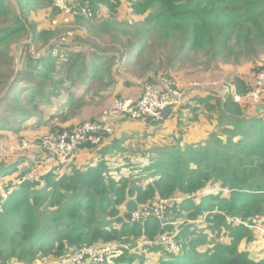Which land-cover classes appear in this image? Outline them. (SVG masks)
Here are the masks:
<instances>
[{
	"label": "trees",
	"instance_id": "16d2710c",
	"mask_svg": "<svg viewBox=\"0 0 264 264\" xmlns=\"http://www.w3.org/2000/svg\"><path fill=\"white\" fill-rule=\"evenodd\" d=\"M76 4L75 8L66 3L76 12L66 15L56 0H0V96L12 82L0 99V131L17 133L30 119H36L34 130L42 128L52 109L79 110L95 101L93 95L105 98L120 81L131 87L121 68H140V73H132L137 78L151 73L172 79L179 66L217 67L223 60L233 64L234 77L224 83L231 93L246 95L253 89V83L246 85L236 70L258 66L263 59L264 0H77ZM122 9L141 20L119 19ZM47 10L48 18L37 22ZM65 16L69 19L65 24L72 20L75 28L79 24L83 41L74 34L68 45L58 44L66 31H54L52 24ZM123 39L126 50L119 46ZM27 40L31 44L23 45ZM31 46L41 57L30 52ZM157 52L158 59L167 62L169 71L164 75L154 64ZM252 69L256 77L264 67ZM213 95L196 103L206 107L218 128L195 145L178 144L157 152L148 157V166L140 162L144 154L139 162L107 161L115 150L127 151L124 140L118 139L109 146L105 142L81 146L79 151L96 155L82 169L73 159L39 172L33 180L28 179L33 161L1 162L0 264L58 260L84 249L130 245L141 238L155 243L175 236L174 223L181 218L187 225L172 240L175 250L169 252L164 239L142 250L163 253L160 264H264L240 250L244 240L253 242L249 226L264 215V114L248 117L249 104L235 103L232 94L224 102L216 91ZM172 109L160 121H125L159 126ZM50 131L55 133V128ZM25 163L28 167L22 170ZM13 176L15 180H10ZM208 185L215 186L209 190ZM166 199L175 200L166 211L168 224L163 226L156 217L129 221L139 207ZM202 218L213 235L226 229L230 242L217 239L211 247V235L194 226ZM201 247L207 248L201 251ZM146 252L139 255L120 248L118 256L104 255L102 264H145ZM84 259L82 264H89Z\"/></svg>",
	"mask_w": 264,
	"mask_h": 264
},
{
	"label": "rangeland",
	"instance_id": "374dc122",
	"mask_svg": "<svg viewBox=\"0 0 264 264\" xmlns=\"http://www.w3.org/2000/svg\"><path fill=\"white\" fill-rule=\"evenodd\" d=\"M60 1L64 5H66V3H69L70 7H75V8L78 7L77 4H76L77 0H60ZM56 5H57V2H56ZM48 12L49 11L47 10V11H44L43 13H41L40 16L36 19L37 22L42 23L43 20L45 21L46 18H48ZM119 19H127V20H130L131 22H138V21L141 20V18L132 17L130 15V13H128L125 9L121 10V14H120ZM55 21H60V17L57 18V19L55 18L54 22ZM72 23H73V20L70 21L68 24H62V23H58L57 25L52 24V28H53L54 31H56L58 29L59 30L60 29L65 30L66 33L69 32V31H74L75 35H79V34L83 33V31L78 28L79 24L76 23V25H77L76 27L77 28H75L72 25ZM85 39L88 40L89 38L86 37ZM78 40L79 41L80 40L83 41V38L81 37V35H79ZM30 44H31V40H27L26 42L23 43V45H30ZM125 44H126V41H125V39H123L122 43L119 45L122 48V50H126L127 49ZM20 49H19V51H20ZM31 49H32V46L30 47V52H31ZM156 50H158V49H156ZM19 51L17 53H19ZM32 52H34L33 49H32ZM89 54L90 53H88V55ZM159 56H160V53L157 52L156 53V61L154 62V64H155V66H157V70L161 71L162 74L164 75L167 71H169V69H168L167 64H166L167 62L160 61L158 59ZM199 57H201L204 61H206V59L202 55H199ZM161 64H163V66H161ZM232 65H233L232 63H224L223 60H221L219 62V65L217 67H209L208 65H205V64H200L199 67H196V66L187 64V65H184V66L177 67L175 69V71L170 76L171 77L175 76L172 79H174L173 81L179 87L183 85V82L181 81V79L182 80L187 79L188 82H189L188 83V87L192 85V86H195L197 88H203V85L207 84V85L211 86V88L216 86L217 90L220 91V90L223 89V87H222L223 84L226 81L227 82L228 81L231 82L233 77H234L233 73H232L234 71V69H232V70L229 69L231 71L228 70V72L225 71L224 73H222L226 66H232ZM253 67L255 69H258L260 67H264V55H263V59H261V61H259V65L258 66H254L253 65ZM253 67L251 65L250 66H243L240 69V72H244L245 71L244 73H239V69L236 70V72L238 74L242 75L246 85H250L249 82H251L253 80V78H254V72L255 71L252 69ZM126 69L127 68H121V73L120 74L128 77L130 79V82L131 83L135 82L136 85L141 82L140 88H141V86H143V83H146L149 80V78L151 76H153L151 73H147L144 76H140V77H143V78H137V76L134 77L132 75V73H135L137 71L140 73V70H139L140 68H138L136 70H132V71H127ZM219 70H221V71H219ZM15 71L16 72L19 71V67L17 65L15 66ZM210 71H212V72H216L217 71V74H216L217 76H212V75L209 76L208 72H210ZM177 74H179V75L177 76ZM14 76H15V74H14ZM205 79H215V81H210V80H205ZM11 83H10V85H11ZM10 85L4 90V92L0 96V99L3 97V95L5 94L6 90H8ZM109 99L110 98H108L104 102H95V101H93L87 107H85L83 109H80V110H72L71 107H66L65 109H62V110H59V111L56 110V109H52L47 114L48 124L45 125L44 127H42V125H41L42 129H46L47 132L46 133L42 132L41 134H43V136H44V134L48 135L47 133H49L51 128H55V133H51V131H50L49 134L60 133V132H63V131H66V130H69L70 128H72L71 125L77 124V123H79L81 121H84V120H89L91 118L94 119V117L96 118L98 116L97 113L100 110V108L103 105L107 104ZM249 108H250V106H249ZM69 126H71V127H69ZM131 131H133V130L129 131V130H126V128L121 129L118 132V138H121V137L125 136L126 140H128V141H130V140L131 141L138 140V136H136V134L131 135L132 133H134V132H131ZM19 137L20 138H27L29 140H32V139L34 140V139L39 138V137H33V136H29V135H27V137H22V136H19ZM0 140L4 141V142H8L9 138L6 137V136L0 135ZM128 144L129 143L127 142V144L125 145L126 149H127V151L125 153H122V154L121 153H117V151L115 150V152H114L115 156L114 157H110L109 155L106 156L107 161L120 163L121 165L127 163L128 159L131 162H139L140 158H141V155L144 154L143 155L144 160L141 161L143 163V166H144V165H147L149 163L147 161L148 157L155 156V154L157 152L167 151L169 149L167 147H163V145H157V144H155V146L152 148L149 145L148 142H146L145 145H140V144H138L137 141H134L132 144H129V145ZM132 147L136 151H141L140 155H134L132 152H129L128 148L130 149ZM139 156H140V158H138ZM92 160L93 159L84 160L82 162L83 165L80 167V169L84 168V166L88 162H90ZM15 161L16 160H14V159H9V160L3 161V162L9 164V163H13ZM29 161H31V160L29 159ZM35 167H36V165H35ZM123 172H130V171H123ZM214 186L215 185H208V189L211 190L212 188H214ZM0 190L2 191L1 186H0ZM217 194H219V193H217ZM227 195H229V194H227ZM198 198H200V197H198ZM165 212L166 211H164V213ZM167 214L168 213L166 212L165 215H164V219H163V216H162L161 219H159V221L161 223H164L163 226L165 224H168ZM205 216H208L207 213H205ZM181 219L182 220L174 223V228H175L176 234H175V236H173L171 238L162 237L158 241H156L155 243L147 242L146 240H143L142 238L138 239V240H131L130 242H133V244H130V245L129 244L121 245V244H113V243H111V244H108V245L104 246L105 248L103 247L102 249L100 248L99 250L91 249L92 251H90V253L88 254L89 257H88V260L86 262L89 263V264H102L104 255L108 254V259H111L112 256H114V255L118 256L120 253L119 254H116V253L120 250V248H123V249H125V250H127V251H129L131 253H134V252L137 253V251H138L137 254L141 255V254H144L146 252L145 250H142V248L144 246H152L153 244H158V243L162 242L161 239H164V238H166V239H164V241L167 243V245H169L168 247H170V248L168 250H169V252H171L172 250L176 249V247L173 246V241L172 240H174V238L178 235L179 231H181V227H184V226L187 225V224H185V220L183 218H181ZM204 219L203 218L201 220L198 219L199 221L195 222L194 226H196L197 228H200L204 233H207L208 236L211 235V241H209V242H211V245H210L211 247L215 246L214 242L217 239L220 242H222V243L230 242L231 237H230L229 232L226 229L223 230V232L219 236L213 235L206 229V224L204 222ZM228 222L232 223L233 220L229 219ZM234 224H239V221L234 222ZM196 227H192L191 226V228H196ZM249 228L251 229V232L253 234L254 240L251 243H248V242H246V240H244L240 244V250L249 253L250 256L254 260H264V215L261 216V217H258L257 219H255L254 220V224L249 226ZM202 231H200V232H202ZM171 244H172V246H171ZM206 248L207 247H201L200 250L203 251ZM113 252H115V253H113ZM79 253L80 252H77V253H75V255L77 256ZM112 254H114V255H112ZM163 256H164L163 253L159 254L158 256L154 255L153 253H150V254L147 253V258H145V264H160V261L163 260ZM74 257H70L69 256L67 258H63V259L61 258V259H58V260H56V259H47V260H45V262L38 261L35 264H57L59 261H60L59 264H75L73 262ZM13 264H20V263L14 262Z\"/></svg>",
	"mask_w": 264,
	"mask_h": 264
},
{
	"label": "built area",
	"instance_id": "2783aa9c",
	"mask_svg": "<svg viewBox=\"0 0 264 264\" xmlns=\"http://www.w3.org/2000/svg\"><path fill=\"white\" fill-rule=\"evenodd\" d=\"M56 2L57 6L66 15L76 14V12L72 13V10L67 8L60 0H56ZM83 14L87 15V12L84 11ZM68 21V17L65 16L62 20L53 22V24H65ZM74 34V31L65 33L59 39L58 44L68 45ZM33 53L38 58L42 55L40 52ZM54 53L58 54L59 51L55 50ZM61 56L63 57V54ZM173 80L164 76H151L150 81L148 80L146 83H143V92L139 98H117L110 106L104 108L96 118L74 125L69 130L56 134H48L34 140L26 138L17 139L14 142L0 140V162L26 157L37 159V156L42 154L49 157L48 160L50 162L67 164L75 158L81 146L101 145L107 137L114 133L115 128L126 119L134 121L153 119L160 121L163 119V113L167 109L181 107L186 104V91L177 86ZM222 87V90H216V92L223 99L226 92L225 89H228V87L224 84ZM189 88L197 87L191 85ZM230 94L233 95L234 102L238 104H249L253 108L259 104H264V69L254 77L252 91L246 95H239L235 90H233V93L229 90ZM39 172V167H35L28 175V179L33 180ZM174 203L175 200L166 199L160 200L157 205L151 207H139L131 212L129 221L131 223H138L150 217H156L159 220L162 216L164 219L166 213L164 211L169 210L170 205H174ZM173 246L175 247L174 244ZM90 251L92 250H82L74 257L73 262L82 264L85 256L86 259L89 257Z\"/></svg>",
	"mask_w": 264,
	"mask_h": 264
},
{
	"label": "crops",
	"instance_id": "0c3cea01",
	"mask_svg": "<svg viewBox=\"0 0 264 264\" xmlns=\"http://www.w3.org/2000/svg\"><path fill=\"white\" fill-rule=\"evenodd\" d=\"M229 69L232 70L233 67L232 66H226L224 68V70L226 72H228ZM240 69H239V73L245 72V71L240 72ZM231 70H229V71H231ZM216 74H217V71L216 72H212V71L208 72L209 76L210 75L217 76ZM178 75L179 74H177V76ZM126 79L130 82V79L128 77H126ZM205 80L215 81V79H205ZM181 81L183 82V85L180 86V88L182 90H185L186 94H187L186 104L181 106V107L173 108L172 111H170L168 118L166 119V121L162 125L150 126L147 124V122H126L125 121V122L119 124L115 128L114 133L105 140L104 145L109 146V144L111 145V142L118 139V140H124L123 141L124 146L127 144V142L129 144H132L134 141H137L138 144H140V145H145L146 142H148L152 148L155 146V144L163 145V147L171 148V147L177 146L178 144L183 146V147H186V146L195 145L201 141H205L210 136V134L213 133L214 130H216V128H218V123L216 120H214L215 118L210 119L206 107L202 104L196 103V101H197V99H205V98L209 97L210 95H213V92H215L217 90V87L214 86L211 88V86L204 84L203 88H189L188 87L189 82L187 79H185V80L181 79ZM252 83H253V80L251 82H249V84H252ZM131 85H132L131 87H128V86L124 85L123 82L120 81L111 90V92L106 91L107 93L104 94L105 98H101V97H99V95H93L95 98V102H104L108 98H110L109 101L107 102V104L103 105L100 108L97 115L104 108L110 106L114 102V100L117 98L128 97V98H132V99H137L138 97H140L141 92H142V86L140 88L141 82L138 83L137 85L135 84V82H133ZM91 103H89V104H91ZM89 104L85 105L83 108L87 107ZM193 106H194V108L192 109ZM83 108H81V109H83ZM245 114L248 117L260 116V115H257L255 107L252 108L251 106L249 109L246 110ZM193 118H195L194 121H192ZM89 120H92V118ZM35 121H36V119H30L29 121H27L26 125L22 124V127L20 128V130L17 133L13 132V131H9V132L0 131V135L8 137L9 141H12V142L16 141L17 139H20L19 136L27 137V135H29V136H33V137H42L43 134H41V133L42 132L46 133L47 130L42 129L40 127H36V129L34 130L31 125H34ZM84 121H88V120H84ZM84 121H81L79 123H82ZM79 123H77V124H79ZM77 124H74V125H77ZM74 125H71V126H74ZM71 126H69V127H71ZM124 128H126V130H129V131L133 130L131 132H134V133H132L131 135L136 134V136H138V140L128 141V140H126L125 136L118 138V132ZM181 130H182V133H180ZM49 133H50V131H49ZM49 133H47V134H49ZM45 135L46 134H44V136ZM123 142H121V143H123ZM128 151L133 152L135 155H140V152H141V151L134 150L133 147L130 148ZM37 157H38L37 159H30V160L34 162V167H35V165H36V167H39L40 173H41V171L45 172V171L50 170L54 167L63 165V164L50 162L48 160L49 157H47L46 155L41 154L40 156H37ZM95 158H96V155H93L87 149H83V150H80L77 152V154L74 158L75 159L74 164H75V166H77V168L80 169V167L83 165L82 162L84 160H87V159H93L94 160ZM24 159H25L24 162L29 161L28 157H26ZM39 159H40V161H39ZM27 167H28V163H25L21 166L22 170H24ZM15 178H16V176H13L10 180H15Z\"/></svg>",
	"mask_w": 264,
	"mask_h": 264
},
{
	"label": "water",
	"instance_id": "95a60500",
	"mask_svg": "<svg viewBox=\"0 0 264 264\" xmlns=\"http://www.w3.org/2000/svg\"><path fill=\"white\" fill-rule=\"evenodd\" d=\"M225 91H226V92H225V95H224V97H223V99H222L223 102H224V101L228 98V96H229V90L226 88ZM255 110H256L257 115H262V114H264V104H259V105H257L256 108H255Z\"/></svg>",
	"mask_w": 264,
	"mask_h": 264
}]
</instances>
